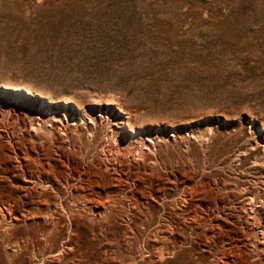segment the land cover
Segmentation results:
<instances>
[{
	"label": "rangeland",
	"instance_id": "374dc122",
	"mask_svg": "<svg viewBox=\"0 0 264 264\" xmlns=\"http://www.w3.org/2000/svg\"><path fill=\"white\" fill-rule=\"evenodd\" d=\"M0 86V198L21 150L61 217L11 221L0 264H264V0H0ZM79 176L107 219L68 210Z\"/></svg>",
	"mask_w": 264,
	"mask_h": 264
},
{
	"label": "bare ground",
	"instance_id": "6f19581e",
	"mask_svg": "<svg viewBox=\"0 0 264 264\" xmlns=\"http://www.w3.org/2000/svg\"><path fill=\"white\" fill-rule=\"evenodd\" d=\"M16 91V93H10V92H8V91H6V90H4L1 86H0V97L1 98H4V96H6V95H11L17 102H20V101H22L23 100V96H24V94H23V91L21 90V89H17V90H15ZM28 92L29 93H31L32 94V92L30 91V89L28 90ZM32 125V124H31ZM37 128H38V126H36ZM36 128V129H37ZM41 128V127H40ZM31 129V128H30ZM29 129V130H30ZM41 129H43V128H41ZM31 131V130H30ZM35 131V130H34ZM139 130H137V129H133V131L132 132H134L135 134L138 132ZM27 132H29V131H27ZM141 132V131H140ZM37 133V132H36ZM29 134V133H28ZM30 134H32V133H30ZM46 134V133H45ZM2 136V135H1ZM34 136H35V134H34ZM48 136V135H47ZM49 137V136H48ZM32 138V137H31ZM109 141V140H108ZM138 141V140H137ZM146 147V146H145ZM114 148V146L113 145H111V143L110 144H106L105 142L104 143H102L101 144V146H100V150H101V152L103 153V155L104 154H106V152L107 151H111L112 149ZM20 149V148H19ZM120 149V148H119ZM126 149V148H125ZM138 150V149H137ZM99 151V150H98ZM119 151V150H118ZM18 152V151H17ZM19 152L21 153L20 154V156H18V158H16V159H18V165H17V167L18 168H20L21 169V171H22V176H20V175H18L19 177H21L20 179L22 180V182H21V184L19 183V184H17L23 191H24V193L23 194H21L20 196H19V199H20V201H22V208H17L15 205V207L13 206V204H12V201H10V202H6V200L5 201H3L1 198H0V235H3L4 233H8V231H7V228L8 227H10V225H11V221L13 222V224H14V222L16 221V220H25V218L26 219H28L27 217H33L34 218V216H39V217H42L43 218V220H44V222H43V227H44V230H47V228L49 227V228H51V227H54L53 225H55L54 224V221H53V219H56V220H59L60 218L58 217V216H60V215H54V213L56 212V210L58 209V204L56 203V201H55V198H56V196L54 197V195H52L51 194V192L50 191H48V190H46V188L44 187V186H40L39 185V188H37V186L35 187V183H36V179L38 178V176H37V174L34 172V170H31V168H28L27 167V165H28V163L30 162V163H33V162H36L37 164H40V165H44V162H42V160L41 159H43V158H39V156H37V157H31V155H27L26 156V154H23L22 153V151L21 150H19ZM26 152V151H25ZM24 152V153H25ZM100 152V151H99ZM98 152V153H99ZM100 152V153H101ZM112 152V151H111ZM27 153V152H26ZM28 153H29V151H28ZM27 153V154H28ZM114 153H116V150H115V152ZM121 153V152H120ZM142 153V152H141ZM84 154V153H83ZM90 154V153H89ZM109 154H112V153H109ZM118 154V153H117ZM122 154V153H121ZM129 154V153H128ZM16 156V155H15ZM100 156H102V155H100ZM104 156H106V155H104ZM107 157V156H106ZM95 158V157H94ZM97 159H98V157H97ZM96 159V160H97ZM107 159V158H106ZM112 159V158H111ZM120 159V158H119ZM23 160V162H20V161H22ZM63 160V159H62ZM92 160V159H91ZM108 160V159H107ZM83 162H85V161H83ZM92 162H94V161H92ZM91 162V163H92ZM98 162V161H97ZM101 162V161H100ZM106 162V161H105ZM29 163V164H30ZM90 163V162H89ZM64 164V163H63ZM83 164V163H82ZM102 164V163H101ZM32 165H34V164H32ZM39 165V166H40ZM42 165V166H43ZM66 165V164H65ZM84 165V164H83ZM92 165V164H91ZM51 166V165H50ZM49 166V167H50ZM55 166V165H54ZM68 166V165H67ZM73 166V165H72ZM89 167H90V165H88ZM37 167V166H36ZM41 167V166H40ZM43 167H46V166H43ZM102 167V166H101ZM17 168V169H18ZM34 168V167H33ZM56 168V167H55ZM68 168V167H67ZM86 168V167H85ZM88 168V167H87ZM93 168V167H92ZM98 167H96V169H97ZM41 169V168H40ZM39 169V170H40ZM45 169H47V168H44V170ZM49 169V168H48ZM58 169V168H57ZM99 169V168H98ZM95 170L94 171V175H98V176H100V177H102L101 176V174L100 173H102L101 172V170ZM104 169H105V171H107V170H109V169H111V167L109 166V165H105L104 166ZM116 169V168H115ZM38 170V169H37ZM59 170V169H58ZM62 171V170H61ZM85 171V170H84ZM103 171V173L102 174H104V170H102ZM113 171H114V168H113ZM117 171V170H116ZM37 172V171H36ZM46 172H49V171H46ZM52 172V171H51ZM56 172V171H55ZM58 172V171H57ZM85 172H87V170L85 171ZM111 172V171H110ZM88 173V172H87ZM107 173H109V172H107ZM39 174V173H38ZM44 174H45V172H44ZM46 174H48V173H46ZM60 174V173H59ZM58 174V175H59ZM80 174V173H79ZM85 174V173H84ZM89 175L91 174H93V172L92 173H88ZM57 175V174H56ZM83 175V174H82ZM40 176V175H39ZM98 176H96V177H98ZM18 177V178H19ZM49 177V176H48ZM61 177V176H60ZM75 176H73V178H74ZM84 177V176H83ZM82 176H79L78 178V180H79V186H77V188L79 189V195H80V198H82V201L80 202V204H73V205H70V204H68V205H70L69 206V211L71 212V213H73L75 210H78L79 212L81 211V209H82V207H84V208H86L85 210H87L88 209V211H86V212H88V213H86L85 215L87 216H89L90 218H92V219H96L97 218V221H98V219L100 220V219H102L103 220V218L104 219H107L106 217H108V216H110L111 215V211L114 209V205L115 204H117L118 202H120V201H117V203H115L113 206L112 205H110L109 204V199H107V200H102L101 198H102V194H100V192H97V191H92L91 190V188H90V190L88 189V188H85V186H82L83 185V183L84 182H88L90 179H87L86 178V180H84L85 178H83ZM90 177V176H89ZM58 178H59V176H58ZM46 179H49V178H46ZM91 179H93V178H91ZM57 180V177L56 178H53V177H51V183H52V185L56 188V191H58L62 186L60 185V182H58V180ZM65 180V179H64ZM63 180V181H64ZM69 180V179H68ZM39 181H42V180H39ZM48 181V180H47ZM71 181V180H70ZM72 181H73V179H72ZM62 182V181H61ZM38 183V182H37ZM42 183H43V181H42ZM41 183V184H42ZM67 183H69V182H67ZM94 183V182H93ZM92 183V184H93ZM26 184H28V186H26ZM45 184V183H44ZM78 184H76V185H78ZM87 184V183H86ZM90 184V183H89ZM88 184V185H89ZM47 185V184H46ZM51 185V184H50ZM65 185V184H64ZM67 185V184H66ZM74 185V184H73ZM87 185V186H88ZM94 185V184H93ZM140 186V185H139ZM19 187H17L18 189H19ZM47 187V186H46ZM49 187V186H48ZM52 187V186H51ZM63 188V187H62ZM93 188H94V186H93ZM92 188V189H93ZM140 188V187H139ZM145 188V187H144ZM63 189H65V188H63ZM62 189V191H64ZM95 189V188H94ZM136 189V188H135ZM134 189V190H135ZM138 189V188H137ZM52 190H53V188H52ZM73 190H74V188H73ZM133 190V191H134ZM54 191V190H53ZM136 191H140V189L139 190H136ZM76 192H78V191H76ZM110 192H112V191H110ZM109 192V190H108V193H110ZM145 193L147 192V191H144ZM153 192V191H152ZM156 192V191H155ZM55 193V192H54ZM70 193V192H69ZM74 193V192H73ZM108 193H106V194H108ZM129 193H131V192H129ZM141 193V192H140ZM151 193V192H150ZM76 194V193H75ZM111 194V193H110ZM153 195H154V193H152ZM156 194V193H155ZM30 196L31 198L29 199V197H27V196ZM61 195V194H60ZM130 195V194H129ZM145 195H148V194H145ZM144 195V196H145ZM151 195V194H150ZM76 196V195H75ZM106 196V195H105ZM104 196V197H105ZM132 196V195H131ZM149 196V195H148ZM157 196V195H156ZM185 196V195H184ZM77 197V196H76ZM111 197V196H110ZM147 197V196H146ZM29 199V202L27 201V199ZM109 198V197H108ZM114 198V200H115V197H113ZM112 198V199H113ZM156 198V197H155ZM164 198V197H163ZM72 199H74V196L72 197ZM76 199V198H75ZM148 199H149V197H148ZM152 199V198H151ZM153 199H154V197H153ZM64 200V199H63ZM81 200V199H80ZM134 200H135V198H134ZM73 201V200H72ZM135 201H137V199L135 200ZM135 201H134V205H135ZM61 202V201H60ZM114 202V201H113ZM115 202H116V200H115ZM138 202H139V200H138ZM69 203V202H68ZM72 204V203H71ZM60 205V204H59ZM122 205H123V203H122ZM122 205H120V206H122ZM137 205H138V203H137ZM66 206V205H65ZM81 207V208H80ZM118 206H117V208H115L116 210H118ZM61 209H63V208H61ZM60 209V211H62ZM135 209V208H134ZM65 210H67V207H66V209ZM68 210H67V212H68ZM140 210V209H139ZM60 211H58L57 213H61ZM84 211V210H83ZM118 211H120V210H118ZM64 211H62V213H63ZM82 212V211H81ZM113 213H115L114 211H113ZM116 213H119V212H116ZM70 214V213H69ZM75 214H78V213H75ZM82 213H80V215H81ZM73 215V214H72ZM71 215V216H72ZM79 215V216H80ZM83 215V214H82ZM115 215V214H114ZM117 215V214H116ZM78 216V215H77ZM5 217H7L8 219H9V222L7 221H5L4 222V219H5ZM74 217V216H73ZM75 217H76V215H75ZM74 217V218H75ZM135 217V216H134ZM6 218V219H7ZM79 218V217H78ZM81 218V217H80ZM86 219V217H83V219ZM109 218H111V219H113L112 217H109ZM136 218V217H135ZM202 218V217H201ZM82 219V218H81ZM81 219H80V221H81ZM76 220H78V219H76ZM75 220V221H76ZM101 220V221H102ZM105 221H108V220H105ZM110 221V220H109ZM108 221V222H109ZM22 222V221H21ZM77 222V221H76ZM76 222L74 223V224H76ZM85 222V221H84ZM83 222V223H84ZM87 222V221H86ZM85 222V223H86ZM92 222V221H91ZM90 222V223H91ZM99 222V221H98ZM145 222V221H144ZM17 223V222H16ZM25 223V222H24ZM59 223V222H58ZM57 223V224H58ZM61 223V222H60ZM72 223H73V221H72ZM78 223H80V222H78ZM93 224H94V222H92ZM102 223H103V221H102ZM70 224V227L72 228V226H71V223H69ZM97 224V223H96ZM143 224H145V223H143ZM42 227V228H43ZM74 227V226H73ZM174 227V226H173ZM55 229V228H54ZM166 229V228H165ZM170 229V228H169ZM194 229V228H193ZM10 230V229H9ZM11 230H12V228H11ZM10 230V231H11ZM162 230V229H161ZM10 231H9V233H10ZM52 230H50V232H51ZM160 231V230H159ZM194 231V230H193ZM193 231H191V232H193ZM34 232L35 231H33L32 232V235H34L35 236V234H34ZM46 232V231H45ZM44 232V233H45ZM39 233V232H38ZM43 232H42V234H44ZM49 233V232H48ZM52 233V232H51ZM164 233H165V231H164ZM30 234H31V232H30ZM29 235V234H28ZM36 235H37V232H36ZM50 235V234H49ZM31 236V235H30ZM29 236V237H30ZM47 236H48V234H47ZM4 237V236H3ZM38 237V236H37ZM36 238V237H35ZM165 253V252H164ZM164 255V254H163ZM166 255V254H165ZM164 257V256H163ZM162 257V258H163Z\"/></svg>",
	"mask_w": 264,
	"mask_h": 264
}]
</instances>
